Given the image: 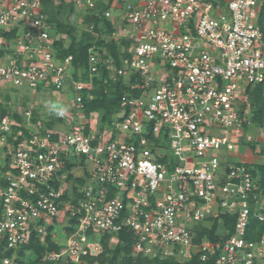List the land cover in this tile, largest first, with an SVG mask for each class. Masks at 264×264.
<instances>
[{
  "label": "built area",
  "instance_id": "built-area-1",
  "mask_svg": "<svg viewBox=\"0 0 264 264\" xmlns=\"http://www.w3.org/2000/svg\"><path fill=\"white\" fill-rule=\"evenodd\" d=\"M48 1L59 2L0 0V247L15 253L65 224L73 232L45 261L79 264L96 239L116 244L127 230L133 257L264 264V189L255 165L235 160L238 146L258 142L246 91L264 92L260 0H63L128 43L120 67L94 50L87 58L89 79L104 67L138 93L121 96L104 129L100 116L81 115L91 83L73 80L72 57H56ZM21 88H70L72 112L56 115L65 130L45 128L36 105L5 106ZM222 216L234 217L230 232L198 237Z\"/></svg>",
  "mask_w": 264,
  "mask_h": 264
},
{
  "label": "trees",
  "instance_id": "trees-1",
  "mask_svg": "<svg viewBox=\"0 0 264 264\" xmlns=\"http://www.w3.org/2000/svg\"><path fill=\"white\" fill-rule=\"evenodd\" d=\"M102 10H105L104 8ZM44 13L48 16L49 22L53 25L56 39L54 42V50L56 57L59 60H64L67 57H72V77L75 81L88 82L90 81V88L82 93V105L83 109L81 115L85 119H91L93 115L100 114L101 126L106 128L110 126L113 118L120 112V98L124 94H132L137 96V92L129 90L131 81H126L122 78L113 82L109 79V74L104 67L99 68V76L89 79L87 71V58L89 52L94 50L98 52L104 59L111 60L115 66L120 67L121 58L124 54L120 52V47H128V43L122 42L121 46L114 43L111 39L112 34L115 33L114 27L104 18H89L87 16L83 19V26L80 31V37L76 38L77 28L73 26L70 18L74 12L71 4L64 3L63 0H59L58 4L54 5L51 1L44 4ZM92 24L94 26V32L97 34V38L91 35L86 26ZM259 31L262 35L264 44V0H262L259 19H258ZM65 36V38H60ZM70 89V88H69ZM41 90V89H40ZM50 91V90H49ZM54 91V90H52ZM246 95L249 100L251 109L253 108L252 122L257 127L264 129V92L263 87L258 85L256 87H249L246 91ZM5 106H8L10 99L8 96L3 97ZM7 108V107H6ZM5 108V109H6ZM8 109V108H7ZM2 115L6 114V111L1 110ZM36 118V117H35ZM20 120V119H18ZM45 128H54L61 123L57 119L48 120L43 122ZM250 149L255 150L254 144H250ZM264 156V149L259 152ZM254 175L259 177L260 187L264 189V164L254 166ZM71 179V176L68 177ZM76 183L81 184V179L76 178ZM66 198V195L64 196ZM221 225L218 221H215L210 230L203 229L198 232V237L207 238L210 241H215L220 236H215L214 233L218 229H224L229 231L232 229L234 223V217L222 216L220 219ZM252 225H256L252 222ZM53 228L50 227L47 230L46 237L43 242H40L39 237L32 236L28 245L23 246L15 253L12 251H5L0 247V264L4 260L11 259L14 256V264H24V257L30 254L34 257V261L31 264H42V259L50 253H58L64 243H58L53 239ZM65 236L70 235L73 232L71 227H67L64 230ZM117 243L111 247V236L104 235L99 239V253L96 256L87 255L82 257L84 264H200L195 257L190 258L188 261H180L176 258L165 259H143L141 257L132 256L133 236L127 230H123L116 236ZM251 239L250 237H247ZM49 263L48 261H44ZM51 263V262H50ZM53 263V262H52ZM59 264V263H55ZM212 264V262L206 263Z\"/></svg>",
  "mask_w": 264,
  "mask_h": 264
},
{
  "label": "rangeland",
  "instance_id": "rangeland-1",
  "mask_svg": "<svg viewBox=\"0 0 264 264\" xmlns=\"http://www.w3.org/2000/svg\"><path fill=\"white\" fill-rule=\"evenodd\" d=\"M262 2V0H260V3ZM71 22L73 23V26H75L77 28V33L76 38L78 39L80 37V31L82 29V22H83V18L81 13L78 12H73L71 18H70ZM125 80V79H124ZM9 98H10V104H9V108L11 109V111L15 110L17 107L19 106H27V105H36L35 106V117L37 119H41L43 122L44 121H48V120H53L56 119V115L58 113V111L60 110H65L66 112L70 111L72 112V105H74V94L72 93V91L69 88H65L62 91H47V92H39L35 95L32 94L31 90H28L26 88H21L18 89L16 93H10L9 94ZM253 108L251 109V115L253 117ZM75 112L70 114L71 119L73 118L74 121H77V116L74 115ZM99 115V114H98ZM77 123V122H76ZM54 128H57L61 131L65 130V127H61L59 125H56ZM248 135L250 137H252L253 140L257 139L258 142H252V144H254V147H256L255 150H257L258 152L262 149H264V129L263 127H257L256 125H254V127L252 128L251 131H249ZM259 144V145H258ZM257 145L259 147H257ZM238 154H237V160H242V162L244 163H254V161L256 162V164H264V156H262V154L258 155V153L256 152V154H251L252 151L251 149H249V146H238ZM251 151V152H250ZM250 152V153H249ZM76 162V161H75ZM255 164V163H254ZM87 169L90 168V166H86ZM76 174L78 175V171H76ZM65 228H67L65 226V224H58L56 225L55 232L53 234V239L55 241H57L58 243H64V240L66 238L65 236ZM97 243H99V241L96 239ZM115 244H111L110 246L113 247ZM99 245H98V250L96 252H92L91 256H96L99 253ZM34 261V257L30 254H27L24 257V264H31ZM44 258L42 259V264H55L54 262L52 263H47L44 262ZM82 262V263H81ZM3 264V263H2ZM14 264V263H12ZM59 264H72V263H59ZM79 264H84L82 260H79Z\"/></svg>",
  "mask_w": 264,
  "mask_h": 264
},
{
  "label": "crops",
  "instance_id": "crops-1",
  "mask_svg": "<svg viewBox=\"0 0 264 264\" xmlns=\"http://www.w3.org/2000/svg\"><path fill=\"white\" fill-rule=\"evenodd\" d=\"M261 3H262V2H261ZM261 3H260V7H261ZM98 116H101V115H100V114H99V115H98V114H95V115H93V117H92V118L94 119V118H97ZM251 151H252V150H251ZM251 151H250V152H251ZM250 152H249V153H250ZM251 154H254V155H255V154H256V152H253V151H252V153H251ZM258 155H260V154H258ZM260 156H261V155H260ZM262 156H263V155H262ZM254 163H255V164H254ZM254 163H247V164H250V165H263V164H256V162H255V161H254Z\"/></svg>",
  "mask_w": 264,
  "mask_h": 264
}]
</instances>
